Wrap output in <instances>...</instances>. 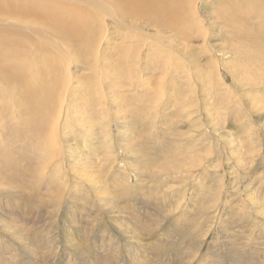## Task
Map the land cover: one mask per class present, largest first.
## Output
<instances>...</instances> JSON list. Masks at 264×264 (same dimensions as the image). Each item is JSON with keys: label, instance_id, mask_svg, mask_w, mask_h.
I'll return each instance as SVG.
<instances>
[{"label": "rangeland", "instance_id": "374dc122", "mask_svg": "<svg viewBox=\"0 0 264 264\" xmlns=\"http://www.w3.org/2000/svg\"><path fill=\"white\" fill-rule=\"evenodd\" d=\"M86 1L71 2L89 13L84 44L33 36L50 47V66L29 52L50 87L39 105L56 97L43 143L27 139L41 135L23 101L14 130L26 140L0 123L2 264H134L135 251L137 264H264V81L216 68L235 44L217 0H170L169 13L128 2L121 24L111 0L106 15ZM149 15L173 29L142 23ZM55 119L61 150L47 135Z\"/></svg>", "mask_w": 264, "mask_h": 264}, {"label": "bare ground", "instance_id": "6f19581e", "mask_svg": "<svg viewBox=\"0 0 264 264\" xmlns=\"http://www.w3.org/2000/svg\"><path fill=\"white\" fill-rule=\"evenodd\" d=\"M73 1L81 2V0H68L69 3L67 2L62 3L61 1L60 3L58 1V3L60 4H56L57 2L55 0H0V123L3 125L4 128H7L8 131H10L6 135L7 139L14 141V140H26L27 138V136L26 138L25 136L22 137L21 136L22 133L16 132L14 130L15 129L14 120H16L15 117L18 118L17 115L20 114V110L18 109H20V106L22 105L21 104L19 106L17 104L18 102L23 101L25 102V105H26L25 109H26V112L29 114V117L34 119L35 122L36 121L39 122L37 125L32 126L30 130L33 131L35 134L37 133L41 135L40 136L41 138L39 137L38 142H37L38 137L33 138V139L32 138H27V139H31V141L33 142V145L36 147H38L40 143L41 144L43 143L42 139L44 138L43 137L44 132L47 128H50L51 123L53 122L51 109H53L54 106L56 107V105L52 107V105L50 104H51V101L56 100V97L53 100L51 98V101L49 100L48 103H46L47 101L45 102L42 101L44 104L41 103V105H39V103L41 102V99L38 94H39L40 89H44L45 87V83L43 82V79H42L44 78V70L42 71V68L41 69L39 68V65H38L39 60L37 62L32 61V59L29 57V52L34 53V47H36L39 50V52H41L40 56L42 57V59L44 57V66H50L48 63L49 59H46V54L48 53V51L46 50L50 48L49 45L48 46L45 44L41 45V41L37 40L36 38L33 39V36L37 33V30L41 31L43 34H45L48 37L47 39L48 43L51 40L53 44H55V46L57 45V41L55 40V38L56 37L58 38L60 36L66 39L70 37L71 38L75 37L81 43L84 44L86 36L89 33V27L92 24H90L88 21L89 19L88 11L86 9L78 8L77 7L79 6L78 4L71 3ZM85 1L86 0H84V2ZM116 1L119 2L120 5H116ZM86 2H89L90 4L89 6L96 8L102 13H105V15L108 9L111 10V7H110L111 4L107 0H104V3H103V0H97L96 4H95V1L93 2V0H87ZM111 2L114 6V8L112 7L113 9H115L116 7H120L118 12H116V15H114L116 20L119 22V24L124 23L126 20H128L125 16L126 15L125 12H128L129 10L128 9L129 6H127L128 2L130 3V7H133L140 12H149L155 6H164L165 9L167 10V13H169V11L171 9L173 10L175 6V4L173 3L174 1L171 4L170 0H154V1L152 0H111ZM216 4L218 6V9H216V14L219 18L224 20L223 25L225 26V28H227L226 37L230 38L231 41L235 42V44H232V46H230L233 48V50H230L231 48H224L228 50L217 51V53L219 54L221 52H230L229 53L230 56L228 59H223V60L219 59L215 61L216 66H217L216 68H219L220 70L221 65L226 64L229 71L232 72L231 73L232 78H233L234 72H237L241 74L242 76L248 78V81L249 80L252 81L253 79H255V81L257 79L259 81L263 79L264 81V27H263L264 0H217ZM239 14H244V15L240 16ZM95 16H97L96 13H95ZM152 17H153L152 15H149L145 17L144 19H142L141 22L142 23L148 22L150 26L154 25V28H160L161 30H164V31L173 29L170 26L166 25L165 23H161V20L156 21ZM254 20L258 22L256 30H253V28L250 27L253 24H256ZM186 22H187V18L181 16L177 18L176 23L188 26ZM136 25L137 24H134V26ZM43 28H48L49 30H51L52 35L51 34L49 35V32H44ZM57 32L58 34H56ZM184 34H186V32H184ZM35 36L39 37V35L37 34ZM175 36L176 35L173 36V39L175 38ZM122 37L124 39L129 38L128 35H125L123 33H122ZM160 37L162 38V35ZM28 41L30 42L28 43ZM80 42L77 41V44L79 45ZM77 48H80V47H77ZM77 48L76 49L74 48V51H77ZM84 48H81V49H84ZM121 49L123 51V48H120L119 46V52H118L119 54H122ZM71 52L72 50L69 49L68 54H70ZM79 54L80 56L82 55V53H79ZM130 54H131V51H130ZM47 55H50V54H47ZM55 58L56 56H54V59ZM249 60L256 63L257 66L256 65L255 66L261 69L260 74L252 73L253 70L248 67ZM251 64L252 66H254L253 63ZM249 70L252 74L249 73ZM47 71L50 72L49 70ZM221 71H222V68L220 72ZM48 72H45V73H48ZM119 74H121V72H119ZM50 76L51 74L49 75V77ZM118 78H121V76L119 75ZM219 79L223 80V78L221 77V74H219ZM233 81H234V78H233ZM241 81H244V78H242ZM235 82L233 86H235L236 84L238 85V83L237 82L235 83ZM247 82L246 84L250 83V82L248 83ZM261 83L264 84L263 82ZM46 87L50 89L49 83H48V86ZM262 90L264 92V88ZM23 93L26 94V96H23ZM50 94H53V92H51ZM44 96L46 97L47 95L45 94ZM90 96L91 94H87V98H90ZM59 98H60V95H59ZM261 102L262 101H259L260 104ZM18 106L19 108H17ZM262 107L264 106L262 105ZM16 112H18L17 115H16ZM10 117H11V120H8V118ZM58 117L60 119V116ZM18 119H19V123H21L20 118ZM59 119L57 120L55 119L56 121L55 126L48 130L49 134L47 135L50 138L51 137L55 138L59 136V133H60ZM23 123H26V121ZM27 132L28 131H26V133ZM8 143L12 145L15 142H8ZM49 145H51L52 147L56 146L58 150H61V143L57 142V138H55L54 142H50ZM4 147L7 148L6 146ZM14 163L17 165L16 162ZM92 248H95V251L98 254L99 249L95 245L92 246ZM30 252H33V250H30ZM104 252L107 253L106 251ZM104 255H107V254H104ZM132 255H134V257H131V261L134 264H137V262L135 263L136 251L133 252ZM15 260L17 261L18 259H15ZM95 261H98V259H95ZM0 264H2L1 260H0ZM30 264H36L35 257H31ZM117 264H120V263L118 262Z\"/></svg>", "mask_w": 264, "mask_h": 264}]
</instances>
